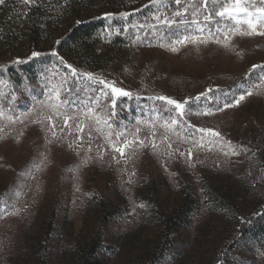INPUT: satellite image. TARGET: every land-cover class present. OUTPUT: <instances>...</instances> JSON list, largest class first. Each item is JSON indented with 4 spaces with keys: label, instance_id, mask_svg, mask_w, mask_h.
I'll use <instances>...</instances> for the list:
<instances>
[{
    "label": "rangeland",
    "instance_id": "374dc122",
    "mask_svg": "<svg viewBox=\"0 0 264 264\" xmlns=\"http://www.w3.org/2000/svg\"><path fill=\"white\" fill-rule=\"evenodd\" d=\"M36 1H14L15 14L0 33V63L56 52L50 33L29 42L26 5ZM144 1L142 6L152 3ZM222 3L208 0L205 7L204 0H181L176 13H156L146 23L156 41L109 50L115 64L106 68L78 65L71 66V75L50 76L57 83L35 87L43 93L26 108L13 100H27L32 92L18 90L8 100L7 83L0 80V264H36L43 251L49 264H79L81 251L99 234L111 246L100 253L104 264H264V244L243 237L264 210V149L255 142L259 132L264 135V69L252 71L264 65V36L241 35L245 27L215 16ZM248 6L264 4L248 0ZM198 27L207 42L176 43L200 35ZM72 77L91 84L82 102L95 106H65L61 88ZM107 84L130 95H116ZM95 88L100 99L90 92ZM201 93L206 95L195 100ZM241 95L236 105L233 98ZM159 96L181 103L193 99L180 116ZM126 98L140 113L117 121L115 111H126L120 104ZM225 102L233 106L218 110ZM125 142L121 155L113 145ZM203 184L228 197L233 210L204 196ZM183 185L201 194V206L189 228L166 238L155 204L165 212L177 208ZM98 197L121 215L103 222ZM52 213L56 223L47 240Z\"/></svg>",
    "mask_w": 264,
    "mask_h": 264
},
{
    "label": "trees",
    "instance_id": "16d2710c",
    "mask_svg": "<svg viewBox=\"0 0 264 264\" xmlns=\"http://www.w3.org/2000/svg\"><path fill=\"white\" fill-rule=\"evenodd\" d=\"M14 1L4 0V3L0 4L1 34L3 33L2 27L7 26L6 21L8 19L11 20V17L15 14L16 4ZM51 2V0H38L35 3L27 4L25 20L30 28V43L39 42L38 39L43 32L55 36V55L51 52L37 57L31 56V58L20 61L0 63V80L7 83L5 91L8 92V100L15 98L14 92L18 90L32 92L27 97V100L15 98L13 100L15 106L26 108L34 97H41L43 92H39L35 87L42 90L47 87L50 88L53 82L56 84L57 82L53 81L50 76L54 75L53 79H57V76L71 75L69 65H79V67L87 69L96 63L100 65L106 63L103 66L106 68L110 63L109 50L125 44L140 47L142 43H148L151 40L156 41L152 39V36H149L150 29H147L146 23L152 22V18L156 13L160 15H172L181 7L175 1L169 0H161L160 3H151L143 6L141 4L145 2L144 0H60L61 6L56 9L49 4ZM41 4H43V9ZM61 9H63V14H61ZM185 16L187 17V14ZM56 32L59 34L58 36H56ZM165 37L166 35L163 34L158 39ZM102 43L106 45L107 50L100 48L99 45ZM248 79L252 80L255 77L252 75ZM78 80L79 77H72V82H68L61 88L65 93L62 95V98L66 99V103L64 102L65 106L71 110H79L83 106H95L82 102L83 92L84 90L88 91V86L91 84L85 80ZM73 90L76 91L73 92ZM90 92L100 99L101 95L98 94L96 88ZM92 94L91 97L93 98ZM120 104L126 111L124 109H116L114 117L117 121H127L130 117L139 115L140 109L133 100L129 101L126 98ZM157 105L165 113H168L166 108L162 106V103L158 102ZM98 106L100 107V105ZM111 110L107 112L109 115L113 113ZM255 142L256 145L264 149V135L262 132L256 135ZM202 189L204 196L214 197V200L222 207L225 206L233 210L230 199L226 196H219L210 184H203ZM181 197V204L171 212L159 210L155 204V215L158 225L166 238L171 237L181 229L189 228L193 218L198 214L200 209L202 196L194 187L183 185ZM97 206L102 215L103 222L121 215L118 209L113 208L105 197H98ZM51 216L49 222L50 234L47 240L52 236L56 223L55 213H52ZM243 235L247 240L264 244V210L253 222L245 227ZM103 236L99 234L92 241L89 249L81 251L79 264L105 263L100 258V253L102 251L107 252L111 246L104 243ZM169 249L171 250V248ZM49 263L50 259L43 251L37 259L36 264Z\"/></svg>",
    "mask_w": 264,
    "mask_h": 264
},
{
    "label": "snow or ice",
    "instance_id": "6c2138e0",
    "mask_svg": "<svg viewBox=\"0 0 264 264\" xmlns=\"http://www.w3.org/2000/svg\"><path fill=\"white\" fill-rule=\"evenodd\" d=\"M25 3H31L32 0H24ZM152 3H160L161 0H151ZM175 2L177 4H180L181 0H175ZM207 2L208 0H204V4L205 7L207 6ZM215 2V0H214ZM4 0H0V4H3ZM261 4H264V0H260ZM106 15H110V14H106ZM127 15V14H124ZM177 15H180V13H177ZM215 16L220 17L222 19L225 20H232L235 22V24L237 26H243L245 27L247 30L245 32L240 33L241 35H261L264 36V31H261L260 29L264 28V7H259V8H255L254 10L250 9V7L248 6V0H230V4H229V0H224V3L221 4L220 10L215 12ZM206 20H210L211 17H206ZM164 23L171 25L172 22L165 20ZM193 23L198 24V21H194ZM219 30V29H217ZM197 32L200 33V35L197 36H190V35H185L182 37L177 38L176 43L179 44H184L187 42H207L202 40V35H203V29L202 28H197ZM175 50V49H173ZM40 54L37 52H33L32 53V57H37ZM53 55H55V53H53ZM69 68H71V66H68ZM257 68H261L264 69V65H253L252 66V71H255ZM73 73H75V69H72ZM89 76H91V74H87ZM99 83L101 84H105V81H99ZM107 87L111 88L112 92L116 95H120V96H128L130 95L129 92L120 89V88H116L114 87L112 84H107ZM208 92H211L212 89H208ZM248 95H251V93H247ZM205 93H201L199 94L197 97H195V100H199L201 99V97L205 96ZM156 99L160 100V101H165L168 105L174 106V110L180 115L183 116L184 115V110H185V105L187 103H189L193 98H188L187 100H185L184 103L178 102L177 100L171 99L169 97L166 96H159L156 97ZM244 99V96L241 95L238 99L237 98H233L234 103L236 105H238L240 103L241 100ZM52 107H58L57 105L53 104L51 105ZM233 104L229 103V102H225L223 103L222 107L219 108L218 110H223V109H227L229 107H232ZM211 114V113H208ZM67 119L65 120V124L67 125ZM177 121L173 120L172 124H176ZM199 131L203 132H207L209 134H211L212 136L218 137L220 134L218 132L213 131L212 129H199ZM127 143L125 142V145L122 147H116L115 145H113L114 150L119 152L121 155L124 154V149L125 147H127ZM183 155V153H181ZM189 158H191V151H189L188 153Z\"/></svg>",
    "mask_w": 264,
    "mask_h": 264
}]
</instances>
